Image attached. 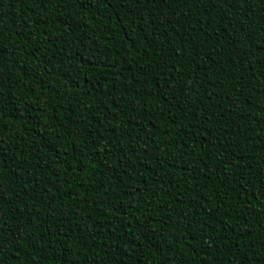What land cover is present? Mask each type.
Returning <instances> with one entry per match:
<instances>
[{"label":"trees","instance_id":"1","mask_svg":"<svg viewBox=\"0 0 264 264\" xmlns=\"http://www.w3.org/2000/svg\"><path fill=\"white\" fill-rule=\"evenodd\" d=\"M0 264H264V0H0Z\"/></svg>","mask_w":264,"mask_h":264}]
</instances>
